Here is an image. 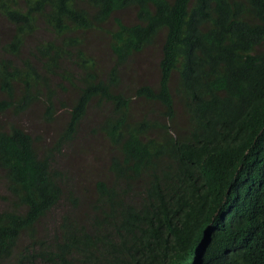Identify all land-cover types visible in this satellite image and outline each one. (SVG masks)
I'll return each mask as SVG.
<instances>
[{"label": "trees", "instance_id": "16d2710c", "mask_svg": "<svg viewBox=\"0 0 264 264\" xmlns=\"http://www.w3.org/2000/svg\"><path fill=\"white\" fill-rule=\"evenodd\" d=\"M0 15V264H264V0H0ZM147 48L157 79L130 87ZM35 109L59 125L46 144L23 125ZM80 131L109 151L67 189L56 162Z\"/></svg>", "mask_w": 264, "mask_h": 264}, {"label": "rangeland", "instance_id": "374dc122", "mask_svg": "<svg viewBox=\"0 0 264 264\" xmlns=\"http://www.w3.org/2000/svg\"><path fill=\"white\" fill-rule=\"evenodd\" d=\"M114 16L121 17L127 23H133L136 21L135 13L130 10L126 12L116 13ZM114 26V20L111 19L107 27L111 29L114 28ZM10 34V26L8 25L7 21L0 15L1 40H6L10 36ZM44 36H46V34L43 31H39L36 34V37ZM103 47V41L99 37L93 36L90 38L91 49H89H94V51L92 50V52L95 55H97L98 52V56L101 61L100 65L104 68V66H108L109 63L103 58L105 54V52L103 51ZM157 58L158 53L153 48H147L143 53L137 54L134 57V63L126 70V72H124L123 78L125 83H129L130 87H133V85L136 83H142L143 81L155 83L157 79V73L154 66L158 61ZM125 88H128V86L125 85ZM132 111L137 117L140 115V110L133 109ZM59 113L62 116L68 117L67 110L65 109H61ZM92 114H90V116ZM96 115L94 118H96ZM25 122L23 123V125H25L31 133L34 134L35 131L43 134V143L45 144L49 140V138L55 135V133L59 129V125L57 124L45 127L38 119L37 109H35L26 117ZM32 126L34 127V130L32 129ZM93 140L95 142L85 137V133L80 131L76 141L71 146L67 147V152L64 155L58 156L56 162L57 165L63 167L69 175V180L66 184L67 189L78 190L89 182L91 177L99 168L101 170L104 168V162L106 158L105 160H103V163L101 165V153H104L105 155L109 151V146L107 142L102 141V137L100 136H95ZM98 142L99 144L97 145ZM0 191H2L1 184Z\"/></svg>", "mask_w": 264, "mask_h": 264}, {"label": "clouds", "instance_id": "9594fccd", "mask_svg": "<svg viewBox=\"0 0 264 264\" xmlns=\"http://www.w3.org/2000/svg\"><path fill=\"white\" fill-rule=\"evenodd\" d=\"M124 21V20H123ZM125 22V21H124ZM127 23V22H126Z\"/></svg>", "mask_w": 264, "mask_h": 264}]
</instances>
